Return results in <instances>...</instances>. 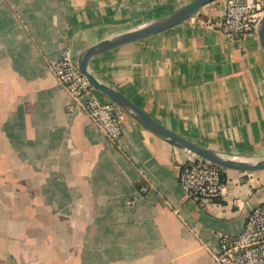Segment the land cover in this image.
I'll use <instances>...</instances> for the list:
<instances>
[{"label":"crops","instance_id":"obj_1","mask_svg":"<svg viewBox=\"0 0 264 264\" xmlns=\"http://www.w3.org/2000/svg\"><path fill=\"white\" fill-rule=\"evenodd\" d=\"M189 1L0 0V264H219L220 236L264 201V169H223L221 197L195 203L178 182L191 154L125 112L112 143L68 110L48 68L67 45L79 52ZM223 7L212 0L89 69L186 139L261 159L264 52L256 31L231 39L213 25Z\"/></svg>","mask_w":264,"mask_h":264},{"label":"built area","instance_id":"obj_2","mask_svg":"<svg viewBox=\"0 0 264 264\" xmlns=\"http://www.w3.org/2000/svg\"><path fill=\"white\" fill-rule=\"evenodd\" d=\"M263 10V0H224L222 14L213 25L231 39L240 38L256 30ZM48 68L69 97L68 110L85 113L102 135L117 143L122 136L124 111L111 100L102 101L95 95V89L71 61L68 45ZM222 171L208 161L191 157L181 164L178 182L188 198L205 206L222 195ZM148 189V185H140L139 192ZM213 256L219 264H264V201L249 210L240 233L232 238L220 236L219 250Z\"/></svg>","mask_w":264,"mask_h":264},{"label":"water","instance_id":"obj_3","mask_svg":"<svg viewBox=\"0 0 264 264\" xmlns=\"http://www.w3.org/2000/svg\"><path fill=\"white\" fill-rule=\"evenodd\" d=\"M211 1L212 0H191L166 15L146 22L140 26L103 38L79 52L75 51V44L73 43L70 48V59L76 66L77 70L85 76L89 84L94 89L100 91L126 114L132 116L141 125L172 146L188 152L193 158L208 161L223 169L240 171L261 170L264 169V158L250 159L228 155L186 139L156 121L134 102L128 99L124 94H122L118 89L97 78L89 69L90 63L94 57L103 51L137 41L173 27L196 14L203 5ZM255 31L264 52V10L256 24Z\"/></svg>","mask_w":264,"mask_h":264},{"label":"trees","instance_id":"obj_4","mask_svg":"<svg viewBox=\"0 0 264 264\" xmlns=\"http://www.w3.org/2000/svg\"><path fill=\"white\" fill-rule=\"evenodd\" d=\"M221 177H222V179H223V181H224V175H223V172L221 173Z\"/></svg>","mask_w":264,"mask_h":264}]
</instances>
